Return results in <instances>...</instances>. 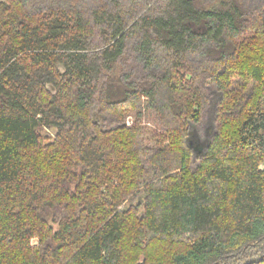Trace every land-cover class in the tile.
I'll return each mask as SVG.
<instances>
[{"label":"trees","instance_id":"trees-1","mask_svg":"<svg viewBox=\"0 0 264 264\" xmlns=\"http://www.w3.org/2000/svg\"><path fill=\"white\" fill-rule=\"evenodd\" d=\"M0 264H264V0L0 1Z\"/></svg>","mask_w":264,"mask_h":264},{"label":"rangeland","instance_id":"rangeland-1","mask_svg":"<svg viewBox=\"0 0 264 264\" xmlns=\"http://www.w3.org/2000/svg\"><path fill=\"white\" fill-rule=\"evenodd\" d=\"M2 2H4V0H0ZM206 0H197V3L198 4H201L203 2H205ZM219 0H217L218 2ZM132 68V67H131ZM123 65L121 64H118V65H115L113 67V71L112 73L108 74L106 76V79L108 77V82L111 86V91L114 95V99H117V98H121L123 96V93L126 91V86L122 83L121 81V74L124 73V72H128V69L127 71H125V69L123 70ZM134 70V69H133ZM51 89H53L52 87H50ZM209 118H211V115L210 113L208 114ZM135 119L131 122V120H129V124L131 122L134 123ZM148 126L149 128H155L157 126L156 122H155V117L152 115L150 118H148ZM56 130L53 129V128H49V127H43L40 131H39V134L44 137L45 139H47L48 141H51L55 138L56 136ZM63 218V214L61 211H58V210H55V209H52L48 212V214L46 215V220L48 221V223L54 227L55 230H58V222ZM33 243L34 245H37L38 241L37 240H33Z\"/></svg>","mask_w":264,"mask_h":264}]
</instances>
